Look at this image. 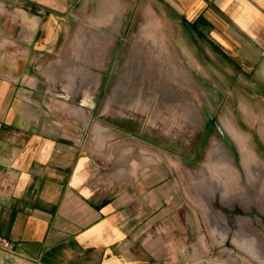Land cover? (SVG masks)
Returning <instances> with one entry per match:
<instances>
[{
  "label": "crops",
  "instance_id": "0c3cea01",
  "mask_svg": "<svg viewBox=\"0 0 264 264\" xmlns=\"http://www.w3.org/2000/svg\"><path fill=\"white\" fill-rule=\"evenodd\" d=\"M151 1L153 10L162 6L198 23L238 73L254 77L249 90L263 91L264 107V0ZM144 2L0 0V264L207 261L213 250L208 237L217 236L207 227L208 212L196 210L160 166L139 179L120 169L114 181H98L93 136L87 133L81 147L82 132L72 128L88 114L54 93L43 66L47 44L102 42L106 34L93 30L94 22L109 26L111 20L93 19H121L144 10ZM260 129L257 139L264 138V121ZM257 168L242 163L247 187L264 201V176L257 185L251 174ZM100 173L105 177L106 169ZM221 176L215 178L221 201L243 202L234 172L226 186ZM203 191L209 193L194 187L196 197Z\"/></svg>",
  "mask_w": 264,
  "mask_h": 264
},
{
  "label": "rangeland",
  "instance_id": "374dc122",
  "mask_svg": "<svg viewBox=\"0 0 264 264\" xmlns=\"http://www.w3.org/2000/svg\"><path fill=\"white\" fill-rule=\"evenodd\" d=\"M151 3L121 19H93L111 20L94 22L93 30L106 34L102 42L47 44L43 66L53 91L88 114L72 128L82 132L81 147L87 133L93 136L98 181H114L120 169L139 179L160 166L209 214L207 227L217 236L209 235L213 250L203 264H264V201L242 169L256 164L251 174L262 184L264 138L256 136L263 135V91L249 90L254 77L238 73L198 23ZM88 51L92 56H83ZM232 171L243 202L221 201L215 178L222 175L226 186ZM200 185L209 193L196 197Z\"/></svg>",
  "mask_w": 264,
  "mask_h": 264
},
{
  "label": "built area",
  "instance_id": "2783aa9c",
  "mask_svg": "<svg viewBox=\"0 0 264 264\" xmlns=\"http://www.w3.org/2000/svg\"><path fill=\"white\" fill-rule=\"evenodd\" d=\"M3 247L5 249H11L12 248V244H11V242L4 240L3 241Z\"/></svg>",
  "mask_w": 264,
  "mask_h": 264
}]
</instances>
